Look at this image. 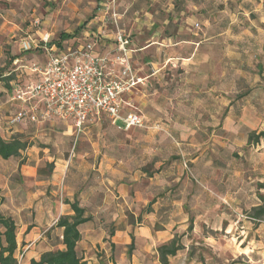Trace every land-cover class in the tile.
<instances>
[{
    "label": "rangeland",
    "instance_id": "obj_1",
    "mask_svg": "<svg viewBox=\"0 0 264 264\" xmlns=\"http://www.w3.org/2000/svg\"><path fill=\"white\" fill-rule=\"evenodd\" d=\"M119 2L117 12L121 14ZM63 4L64 0H32L31 10L19 11L26 18L16 39L42 30L43 23L51 17L58 29L50 39L56 41L63 31L74 33L77 24L87 30L97 14V5L89 7L82 2L75 16H66L61 13ZM178 4H185V0ZM136 10L130 20L139 18V25L143 14L137 4L132 12ZM208 10L206 24L211 27L212 40L196 53L199 57L204 53L212 55L208 72L177 62L162 66L168 57L179 58L187 53L169 55L166 49L148 55L136 53L132 65L139 77L151 74L147 69L141 70L146 60H155L154 70L161 69L150 80L151 86L139 87L124 98L144 117L143 128L121 131L103 118L91 132L74 137H63L48 127L38 131L41 136L35 134V129H28L29 135L23 131L11 134L7 113L0 111V136L7 141L22 140L27 149L33 147L37 181L51 180L54 166L50 168L49 159L59 155L71 159L66 180L72 185L78 167L72 155L83 150L95 166L105 160L104 165L117 168L126 183L134 179L138 193L149 190L150 202L162 197L178 202L172 217L183 218L184 223L174 236L184 248L177 253L178 260L185 264H264V217L259 221L252 218L253 209L261 205L258 183L264 179V136L256 144L248 141L251 133L264 132V0H209ZM61 18L67 22L58 25ZM32 21V31L25 35L24 30ZM110 27L116 32L115 27ZM118 27L132 40L139 35L138 28L133 29L132 22L126 23L125 19L119 21ZM8 59L9 56L0 59V66L5 63L10 67ZM5 82L0 77L1 103L5 101L1 92ZM65 147L71 151H64ZM58 148H64V153H57ZM27 149L6 162L0 159L2 175L8 178L10 174V180L18 184L12 192L16 202H4L3 215H35L45 210L48 202L61 204L70 198L61 184L41 186L23 180L20 169L27 164ZM85 172L88 171L82 176L91 178L94 174ZM144 210L147 208L140 212ZM140 212L137 211L138 218ZM127 218L135 219L129 213ZM54 238L58 240V236ZM79 249L91 264L104 256L100 247ZM22 261L20 254L17 264ZM147 261L157 264L154 248L152 253L147 252Z\"/></svg>",
    "mask_w": 264,
    "mask_h": 264
},
{
    "label": "crops",
    "instance_id": "obj_2",
    "mask_svg": "<svg viewBox=\"0 0 264 264\" xmlns=\"http://www.w3.org/2000/svg\"><path fill=\"white\" fill-rule=\"evenodd\" d=\"M107 1L64 0L61 13L66 16H69V14L75 16L78 11L77 6H80L82 2L89 7L97 5V14L91 18L87 30H84L83 24H77L74 33L71 34V31L62 32L69 36L67 39L60 41L59 37L62 35L60 34L58 40L53 41L50 37L55 35L58 28L55 29L56 25L51 22V17H48L43 23L42 30H35L29 36L27 33L28 31H32V26L35 22L32 21L29 28L26 31L24 30V34L27 37L16 39L20 31L19 29L23 31V27L21 26L20 28V25L24 18H26L24 13L19 11L25 12L31 10L32 0H0V3H2L0 4V59L9 56V64L11 63L10 67H7L5 63L0 66V69L3 71L0 74L1 79L10 78V80H6L1 90L5 101L4 103L0 102V111L7 113L5 119L15 111V106L9 102L13 90L11 84L16 81L25 83L32 81L33 78L25 70L13 73L9 77L3 78V76L14 69L13 62L18 58L24 59L26 62L33 60L43 62L45 46L42 44L41 39L44 37L49 39L48 46H55L57 51H62L69 47L76 48L84 44L85 41H89L95 42V51L99 55L114 52L115 42L113 38L115 32L111 29L109 22L103 21L102 13L98 11V8L103 6ZM179 1L181 0H120L118 6L121 8L120 22L124 19L126 23L132 22L133 29L135 27L138 28L140 35V37L138 35L133 40L131 39L133 65V59L138 52L148 55L152 52L156 51L159 53L166 49L170 53L169 55L173 53L187 54L180 55L179 58L168 57L162 66H165L167 63L174 65V62H177V64L193 66L195 67L193 69L196 71L199 70L198 68L207 71L208 62L212 59V55L204 53L200 58L196 53H198L202 45L207 46L212 40L211 27L206 24V20L209 19L210 14L208 10L209 0H185V4L182 5L178 4ZM135 4L138 5L139 12L143 14V19L139 25L137 24L139 18L130 20L137 14V10L132 12V7ZM65 9H68L67 11L69 12H66ZM194 11H198L197 14ZM66 22L67 19L61 18L58 25H61V23L65 24ZM199 24L202 25V28H200ZM23 42L30 43L32 50L24 52ZM138 44H140L139 47ZM155 63V60L151 59V61L146 60L141 65V70L147 69L151 71V74L142 76L141 78L144 79L143 84L138 85L136 89L122 96L124 113L128 111H135L136 113L131 103L126 102L124 98L128 97L139 87L147 88L151 86L150 80L161 71V69L154 70ZM103 118L110 121L105 115L95 117L83 129L81 135L91 132L90 130L99 125ZM142 118L144 120L143 116ZM46 127L55 129L63 137L76 136L72 124L65 121H53L44 124H20V126L9 127V130H11V134H15V132L20 134L26 132L28 129H35V134L41 136L40 134L38 135V131ZM113 127L117 129V127ZM18 128L20 131L16 130ZM26 134L29 135L30 133L26 132ZM0 138L6 141V138L2 136ZM61 149L64 148H58L57 153H64ZM33 150V147L27 149L26 155L29 157L27 164L21 166L20 176L23 177V180L41 186L55 185L59 187L60 184L63 185V190L67 191V195L70 196L67 200L70 202L77 201L80 208L85 210L84 216L89 217L91 220L88 223L82 224L79 228L81 240L78 242L76 249L82 263L91 264L85 255L81 256L79 248L100 247V249L104 250V256L98 257V261H94L96 264H100L99 262L101 264H149L147 252L150 251L152 253L153 248L158 264V246L169 243L175 237L174 235L179 233L183 228V218L175 220L172 217L174 209L177 210L178 208V202L165 197L156 198L150 202L148 199V197H151L149 190L138 193L137 189H135V183H132L135 181L134 179L126 183L123 180L125 176L118 174L117 168L104 165L105 160H102L98 166H95L93 158V161H89L87 154L83 150L77 151L76 154L72 155L73 161L78 165L74 171L77 178L71 180L73 182L72 185L69 180H66V171L71 159L67 160L59 155L49 159V162L54 166L51 180L37 181L33 167V161H36L37 157L36 159L34 158ZM65 150L67 152L71 151L66 147ZM37 164L38 161L36 162ZM84 171H88L85 172L88 174L91 171L94 174H92L91 178L82 176ZM9 175L7 176L8 178L4 177L0 169V193L3 198L0 212L2 215L1 206L4 202H8L9 204H15L16 202V195L12 194V192L18 188V184L12 182L13 180H10ZM30 196L28 193L29 198ZM64 201L61 204L48 202L45 210H40L35 215L31 212L23 213L22 218L16 217L13 214L3 215L15 222L16 258L21 254L23 256L22 264H30L31 261L38 262L41 255L64 249L62 245V229L57 228L56 223L60 217L73 214L70 206L64 204ZM176 205L177 208H175ZM139 207L141 208L139 209ZM145 207L147 210L141 213V209ZM137 211L140 212V215H138L140 219L137 217ZM128 213L134 216L135 219L130 221L127 218ZM156 225L160 226V228L155 229ZM55 235L58 236V240L54 238ZM131 245L132 247H130ZM178 257V254H176L168 258L169 264H185L183 260H178ZM90 261H92V258Z\"/></svg>",
    "mask_w": 264,
    "mask_h": 264
},
{
    "label": "built area",
    "instance_id": "obj_3",
    "mask_svg": "<svg viewBox=\"0 0 264 264\" xmlns=\"http://www.w3.org/2000/svg\"><path fill=\"white\" fill-rule=\"evenodd\" d=\"M98 11L104 22L116 28L114 52L99 55L95 42L89 41L76 48L57 51L55 46H48L47 37L41 39L45 46L43 62L18 58L13 62L14 69L3 76L25 70L33 78L11 84L9 102L15 106V111L6 118L8 127L65 121L72 124L79 136L87 124L100 115L107 116L119 130L144 127L141 115L123 112L122 96L143 84L144 79L132 65L130 36L118 27L117 0H108ZM22 44L24 52L32 50L30 43Z\"/></svg>",
    "mask_w": 264,
    "mask_h": 264
},
{
    "label": "trees",
    "instance_id": "obj_4",
    "mask_svg": "<svg viewBox=\"0 0 264 264\" xmlns=\"http://www.w3.org/2000/svg\"><path fill=\"white\" fill-rule=\"evenodd\" d=\"M69 36L62 33L59 40L62 41L67 39ZM10 80V78H6ZM264 136V132L259 134L251 133L248 136L249 142H254L255 144L259 142L258 140ZM26 149V144L22 140L12 139L9 141H4L0 138V159L6 161L9 158H15L20 156V152ZM51 165L50 168H52ZM258 199L261 201V205L258 208L253 209V220L259 221L264 217V194L260 191H264V179L261 183H258ZM3 202V198L0 193V205ZM64 204L70 206L72 215H67L60 217L57 220L56 227L62 229V245L64 249L62 251L57 250L41 255L38 262L31 261L30 264H84L81 262L77 254L76 246L81 240V235L79 228L82 224L88 223L89 217H85V210L80 208L77 201H64ZM16 225L11 218L4 217L0 212V264H17L16 258ZM132 247V245L130 246ZM184 248L178 244L176 236L171 239L167 244L158 246V261L161 264H169L168 258L175 256L178 252L182 251Z\"/></svg>",
    "mask_w": 264,
    "mask_h": 264
}]
</instances>
